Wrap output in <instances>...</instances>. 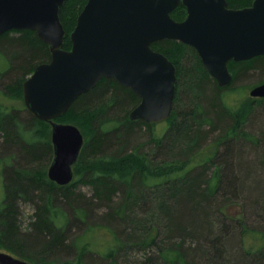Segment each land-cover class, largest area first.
I'll return each instance as SVG.
<instances>
[{
    "label": "trees",
    "instance_id": "obj_1",
    "mask_svg": "<svg viewBox=\"0 0 264 264\" xmlns=\"http://www.w3.org/2000/svg\"><path fill=\"white\" fill-rule=\"evenodd\" d=\"M253 1L229 0V5L241 8ZM87 2L66 0L60 8L67 31L66 49L72 48L71 33ZM186 13L181 3L172 16L183 20ZM151 46L177 67L168 129L157 136L155 123L131 120L130 111L141 97L113 78H102L56 119L74 123L87 134L77 163L80 177L70 184L59 185L48 177L54 157L51 124L29 110L7 111L0 105V159L9 160L4 169L0 245L14 241V248L31 264H83L88 245L73 260L50 259L49 252L76 248L75 240L70 246L65 242L70 226L87 220L97 207L105 209L104 219L115 223V234L111 232L117 239L99 263L198 264L201 259L199 264H264V248L249 250L242 238L255 230L242 219L221 214L231 191L240 187L234 171L258 167L235 149L240 139L257 140L258 147L262 144L264 140L252 136L246 124L251 114L260 109L263 113L264 108L249 105L236 113L225 106L221 102L225 88L217 84L193 46L173 39L158 40ZM0 53L7 57L4 63L8 66L0 68V83H5L10 95L20 93L25 74L34 70L36 62L51 59L49 45L31 29L0 35ZM231 70L234 77L228 86L251 71H264V54L232 61ZM143 127L149 137L137 143L135 139L145 132ZM218 130L220 134L214 137ZM238 155L239 162H235L233 157ZM246 178L250 177H241L243 186ZM256 178L252 184L264 191V181ZM78 183L89 186L91 195L75 193L72 186ZM23 201L36 206V219L27 233L17 223ZM60 215L64 216L61 220ZM31 236L42 240L32 250L36 251L33 256L25 248Z\"/></svg>",
    "mask_w": 264,
    "mask_h": 264
},
{
    "label": "water",
    "instance_id": "obj_2",
    "mask_svg": "<svg viewBox=\"0 0 264 264\" xmlns=\"http://www.w3.org/2000/svg\"><path fill=\"white\" fill-rule=\"evenodd\" d=\"M65 1L0 0V35L31 29L50 47L51 59L36 66L23 93L28 110L51 124L48 177L59 185L73 181L85 135L78 125L56 119L102 78L141 97L131 120L153 124L171 117L177 67L153 42L173 39L193 46L221 87L233 81L230 60L264 54V0L239 9L228 8V0H88L71 33V49L64 48L67 31L60 17ZM180 3L188 12L184 20L172 16ZM250 95L264 97V83ZM0 264L31 263L0 251Z\"/></svg>",
    "mask_w": 264,
    "mask_h": 264
},
{
    "label": "rangeland",
    "instance_id": "obj_3",
    "mask_svg": "<svg viewBox=\"0 0 264 264\" xmlns=\"http://www.w3.org/2000/svg\"><path fill=\"white\" fill-rule=\"evenodd\" d=\"M176 16L178 17V15ZM185 17L186 14L184 18ZM6 59L7 57L3 53H0V64H1L0 68L2 70L8 69V66H6L5 64ZM40 63H41L40 61L36 62L34 64V67L36 68V66L39 65ZM34 70L32 71L30 70L27 74H25L24 82L34 72ZM4 82H8V80L6 79ZM262 83H264V71L263 70L251 71L250 73H247L246 75L241 76L240 78L235 80L230 86H227L228 88L223 87L225 89L223 92L221 102L225 106H227L231 111L236 113L242 111L245 107H248L249 105L256 106L254 108H258L259 105H261L264 108V97H252L250 95V91L255 86ZM4 84L0 83V105L3 106L4 109L7 111H11L12 109L15 108L28 110L24 99L23 84H22V89L20 90V93L18 95L7 94L3 86ZM260 110L250 115V120H248L246 124V129L255 138H261L264 140V111L262 113ZM168 126H169L168 120L155 123L154 134H156L157 136L162 135L168 129ZM144 131L145 128L143 127V132ZM220 132L219 130L216 131L214 137L220 134ZM86 135L87 134L85 133V136ZM148 137L149 136L145 131L144 133L139 135V137H137L135 140L138 143V142L146 141ZM257 142H258L257 140L254 141L251 138L240 139L238 141L235 150L241 152L239 153V155L240 154L243 155L241 156V158L250 160L254 165H257L258 167H256V169L254 170H249V171L248 170L245 171L243 170L242 172L234 171L236 172L235 174L239 176L240 180L241 177L243 179L245 178V176L250 178H246L244 180L246 184L245 186L242 185L240 180L238 181L239 183L238 185L240 187H238L236 191H231V199L226 200V202L223 203L221 209L222 210L221 214L224 217L226 216L229 218L242 219L246 221L250 229L255 230L254 233L246 232L242 235V238L244 239L245 242V247L252 251H255V249H258L260 247L264 248V208H263L264 200L262 199V192L264 191L262 187L257 186L256 183L252 184V181H255L253 179H257L256 175L257 177H259L261 181H264V141L259 147L256 145ZM239 155L233 157L234 158L233 160L235 162H239ZM7 163H9V160L0 159V208L1 209L4 206L5 197H6L4 169ZM78 171H79V164H76L74 166L75 175L73 181L79 179L80 176ZM72 189H74L75 193L82 191L85 194L91 195L90 187L84 184L78 183L77 185L72 186ZM35 207L36 206L30 202L23 201L19 203L17 223L18 225H20V229L23 233L31 232L30 229L31 222H33L36 219ZM96 210L98 211H93L91 216L87 220L79 221L80 224H77L76 222L72 223V225L70 226L69 233L65 237V242L68 246H70L69 244L75 240L76 248L71 249L68 247L67 250H61L60 252H55V253L49 252V256H51L50 259L73 260L76 258L78 251L81 248H83L84 245H88L89 250H87L85 255H83V264H106L105 261H101L99 263L98 260L100 259L101 256L106 255L107 252H110L113 249V246L117 244V239L115 238V236L113 237L112 235L114 233L113 231H115L116 228L114 227L115 226L114 222H111L108 219H104V216H106L104 215L105 209L96 207ZM62 218H64V216L60 215L58 219L61 220ZM238 232L236 235L240 237ZM41 242L42 240L40 237L39 238L32 236L29 237L25 243L26 252L31 251V253L29 254L33 256L36 251L33 252L32 250H34L35 246L37 244H40ZM8 243L9 244H7V242L5 243L7 245H3V246L0 245V251L8 252L14 256L22 257L23 259L27 258L19 250L14 248L15 245L14 241L8 240ZM232 254H234L232 255L233 257L236 256L235 251ZM120 259L123 260V258ZM201 261L202 260L200 259L198 264ZM122 264H126V263L122 261Z\"/></svg>",
    "mask_w": 264,
    "mask_h": 264
},
{
    "label": "flooded vegetation",
    "instance_id": "obj_4",
    "mask_svg": "<svg viewBox=\"0 0 264 264\" xmlns=\"http://www.w3.org/2000/svg\"><path fill=\"white\" fill-rule=\"evenodd\" d=\"M181 4V3H180ZM185 6V5H184ZM251 6V5H250ZM247 7V6H246ZM185 8H186V6H185ZM228 8H233V7H231L230 5H229V0H228ZM241 8H244V7H241ZM234 9H239V8H234ZM186 11H187V8H186ZM187 15H188V12L186 13V17H187ZM185 17V18H186ZM184 18V19H185ZM183 19V20H184ZM198 52V51H197ZM199 54V53H198ZM200 56V55H199ZM259 56V55H258ZM238 62V61H236V60H230L229 62H228V66H229V69H230V71L232 72V74H233V77H234V72H233V70H231V62ZM240 61H243V60H240ZM212 76V75H211ZM213 77V76H212ZM214 78V77H213ZM215 79V78H214ZM216 80V79H215ZM216 82H217V80H216ZM217 84H218V82H217ZM263 84V83H262ZM219 85V84H218ZM260 85V84H259ZM221 87V86H220ZM223 88V87H222Z\"/></svg>",
    "mask_w": 264,
    "mask_h": 264
}]
</instances>
